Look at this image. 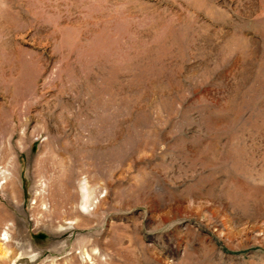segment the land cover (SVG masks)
<instances>
[{
	"label": "rangeland",
	"instance_id": "1",
	"mask_svg": "<svg viewBox=\"0 0 264 264\" xmlns=\"http://www.w3.org/2000/svg\"><path fill=\"white\" fill-rule=\"evenodd\" d=\"M0 210V264H264V0H0Z\"/></svg>",
	"mask_w": 264,
	"mask_h": 264
},
{
	"label": "bare ground",
	"instance_id": "2",
	"mask_svg": "<svg viewBox=\"0 0 264 264\" xmlns=\"http://www.w3.org/2000/svg\"><path fill=\"white\" fill-rule=\"evenodd\" d=\"M15 187H16V185H14V188L12 187V189H11V193H13V191H15V190H14ZM9 191H10V190H9ZM9 191H8V193H9ZM9 194H10V193H9ZM12 195H13V194H12ZM10 197H11V194H10ZM7 201H9V203L11 204L9 197H7ZM12 201H13V200H12ZM9 203H8V204H9ZM11 206L14 207V205H11ZM4 218H5L4 212L0 210V220H2V219H4ZM2 240H3V242H4L5 244L10 245V236L8 235L7 232H5V233L3 234ZM11 243H12V242H11Z\"/></svg>",
	"mask_w": 264,
	"mask_h": 264
}]
</instances>
